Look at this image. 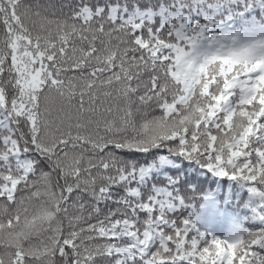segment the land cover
Instances as JSON below:
<instances>
[{
    "label": "snow or ice",
    "instance_id": "snow-or-ice-1",
    "mask_svg": "<svg viewBox=\"0 0 264 264\" xmlns=\"http://www.w3.org/2000/svg\"><path fill=\"white\" fill-rule=\"evenodd\" d=\"M0 264H264V0H0Z\"/></svg>",
    "mask_w": 264,
    "mask_h": 264
},
{
    "label": "trees",
    "instance_id": "trees-1",
    "mask_svg": "<svg viewBox=\"0 0 264 264\" xmlns=\"http://www.w3.org/2000/svg\"><path fill=\"white\" fill-rule=\"evenodd\" d=\"M29 3H40L42 5L47 4H61L67 2V0H27ZM185 169V175L188 177L190 181H192L195 184L196 192L198 194H204L207 192H211L216 195V199L218 201V208L225 212L228 215L225 216H218L215 221L213 222L211 226V231L216 234L223 236L229 226L228 220L231 218L232 214H235L237 212L240 213V215H246V210L243 209V204L248 199V194L246 191L241 190L236 184H229V181L227 179H216L212 178L210 176H204L200 177L197 176L195 172L188 173L186 171L187 165L183 166ZM170 174H175V170L166 169ZM155 182L157 184H163L165 181L162 178H156ZM187 194V193H186ZM225 195H230V202L228 204H224V197ZM203 201L200 199H197L195 201L196 204V211H200V204ZM247 227H253L251 224H246Z\"/></svg>",
    "mask_w": 264,
    "mask_h": 264
}]
</instances>
